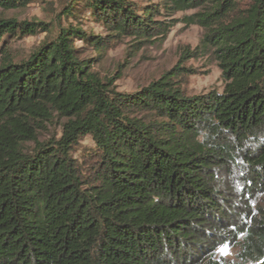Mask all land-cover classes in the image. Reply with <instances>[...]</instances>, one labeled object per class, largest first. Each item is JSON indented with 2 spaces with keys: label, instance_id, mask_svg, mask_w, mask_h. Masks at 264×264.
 Wrapping results in <instances>:
<instances>
[{
  "label": "trees",
  "instance_id": "1",
  "mask_svg": "<svg viewBox=\"0 0 264 264\" xmlns=\"http://www.w3.org/2000/svg\"><path fill=\"white\" fill-rule=\"evenodd\" d=\"M62 1L66 17L86 9L110 35L151 42L171 26L154 19L159 8H198L187 22L205 32L192 54L215 58L224 88L189 96L178 66L120 93L75 45L101 51L104 37L76 25L52 35L46 23L0 17V42L49 33L28 58L6 51L0 64V264H264V0L142 9L131 0ZM55 114L66 119L61 136L41 139ZM85 135L96 144L89 173L73 155ZM226 244L233 259L218 253Z\"/></svg>",
  "mask_w": 264,
  "mask_h": 264
},
{
  "label": "rangeland",
  "instance_id": "2",
  "mask_svg": "<svg viewBox=\"0 0 264 264\" xmlns=\"http://www.w3.org/2000/svg\"><path fill=\"white\" fill-rule=\"evenodd\" d=\"M140 8L147 5H156L160 0H131ZM65 4L62 0H32L25 6L9 10L0 7V17L14 18L18 21H34L48 24L52 35H55L61 27L68 25L81 27L84 31L100 35L105 38V47L98 51L92 45L76 40L75 45L80 49L83 57L95 59L93 70L103 79L111 80L113 88L120 93H133L158 79L165 72L182 67L178 79L182 88L189 96L200 95L216 89L222 91L224 80L218 62L210 54L193 56L194 50L200 45L204 36V28L198 24L187 22L188 15L198 11L192 8L185 11L169 13L159 8L155 13L156 20L164 21L171 26L164 38L161 36L155 42L135 40L132 37H117L110 35L112 31L103 23L94 18L89 10L83 9L77 13V17L64 15ZM161 4V3H160ZM167 24V25H168ZM49 35L39 32L35 35L4 36L0 42V64L5 59L6 51L10 58L20 61L28 58L37 49L41 42ZM161 35V34H160ZM143 41L137 44L136 41ZM191 54V55H189ZM175 71V70H174ZM66 119L55 114L40 134L41 139L60 137L62 123ZM96 144L90 135L80 137L75 145L73 155L78 159L83 171L91 172L97 159L93 158ZM238 173L233 174L231 181L241 191L243 188L242 177ZM229 182H226L227 184ZM264 205V195L260 196L259 204ZM236 248L231 245H223L218 253L233 259Z\"/></svg>",
  "mask_w": 264,
  "mask_h": 264
}]
</instances>
